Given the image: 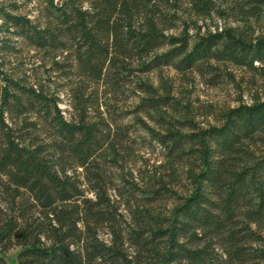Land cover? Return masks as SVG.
Returning a JSON list of instances; mask_svg holds the SVG:
<instances>
[{
	"label": "trees",
	"instance_id": "1",
	"mask_svg": "<svg viewBox=\"0 0 264 264\" xmlns=\"http://www.w3.org/2000/svg\"><path fill=\"white\" fill-rule=\"evenodd\" d=\"M262 24L264 0H0V264H264V93L167 74L264 78Z\"/></svg>",
	"mask_w": 264,
	"mask_h": 264
},
{
	"label": "rangeland",
	"instance_id": "2",
	"mask_svg": "<svg viewBox=\"0 0 264 264\" xmlns=\"http://www.w3.org/2000/svg\"><path fill=\"white\" fill-rule=\"evenodd\" d=\"M260 33L264 35V25L262 24L258 29ZM236 74V83L223 84L218 87H209L201 83L199 79L186 83L182 76H177L174 71H168V75L175 78L177 89H191V98L195 100L197 97L203 103L214 104L217 107L224 105L235 106L240 102L250 103L252 98L257 95H263L264 93V78L259 76H253L251 73L242 72L233 69ZM62 108H66V102L60 103ZM214 121L212 118H209ZM127 121V120H126ZM204 125L206 124L205 119ZM139 146V145H138ZM149 151V150H148ZM158 150L156 151V153ZM19 248H13L4 253L8 264H16V256Z\"/></svg>",
	"mask_w": 264,
	"mask_h": 264
}]
</instances>
